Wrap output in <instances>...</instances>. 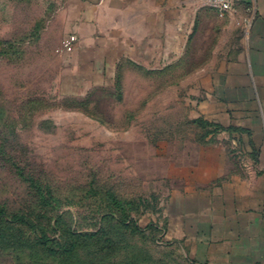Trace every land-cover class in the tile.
Returning a JSON list of instances; mask_svg holds the SVG:
<instances>
[{
  "label": "rangeland",
  "instance_id": "1",
  "mask_svg": "<svg viewBox=\"0 0 264 264\" xmlns=\"http://www.w3.org/2000/svg\"><path fill=\"white\" fill-rule=\"evenodd\" d=\"M98 2L0 0V264H194L168 239L167 188L197 148L189 93L210 50L115 58L76 31Z\"/></svg>",
  "mask_w": 264,
  "mask_h": 264
},
{
  "label": "crops",
  "instance_id": "2",
  "mask_svg": "<svg viewBox=\"0 0 264 264\" xmlns=\"http://www.w3.org/2000/svg\"><path fill=\"white\" fill-rule=\"evenodd\" d=\"M85 27L89 44L103 36L142 66L210 50L189 95L191 121L216 129H199L190 164L169 172L168 239L194 264H264V0L224 16L200 0H99Z\"/></svg>",
  "mask_w": 264,
  "mask_h": 264
},
{
  "label": "built area",
  "instance_id": "3",
  "mask_svg": "<svg viewBox=\"0 0 264 264\" xmlns=\"http://www.w3.org/2000/svg\"><path fill=\"white\" fill-rule=\"evenodd\" d=\"M204 7L215 10L219 16L233 12L239 0H200ZM75 41L74 35L65 36L61 42L62 48L70 51Z\"/></svg>",
  "mask_w": 264,
  "mask_h": 264
},
{
  "label": "trees",
  "instance_id": "4",
  "mask_svg": "<svg viewBox=\"0 0 264 264\" xmlns=\"http://www.w3.org/2000/svg\"><path fill=\"white\" fill-rule=\"evenodd\" d=\"M134 64V63H133ZM135 65H137V64H135ZM138 66V65H137ZM190 122H192L193 124H195L199 129H201L202 130V137H204V136H206L209 132H211V131H215V129L216 128H213V130H211V129H206L207 128V126H209V124L205 121V120H203V119H201V118H197V119H194V120H192V121H190ZM211 127V126H210ZM200 136V135H199ZM5 215V212L2 210V209H0V217L1 216H4ZM12 218H16V219H20V220H23V221H25L24 219H23V216L22 215H17V214H14L13 216H12ZM130 221V220H129ZM121 225L122 226H125V227H127L128 226V223L126 224L125 223V221L124 220H121ZM34 227V226H33ZM134 228H135V230H139V228H138V226H134ZM49 240V238H47V237H45V239H44V242H47ZM76 246V242H72L71 243V246L69 247V248H65L64 249V251L65 252H70V251H72L73 250V248ZM59 248H61V245H59ZM51 251H52V253H57V249H55V248H52L51 249Z\"/></svg>",
  "mask_w": 264,
  "mask_h": 264
}]
</instances>
